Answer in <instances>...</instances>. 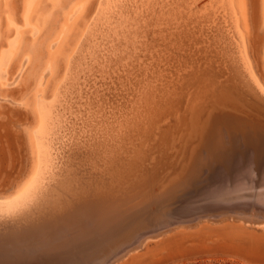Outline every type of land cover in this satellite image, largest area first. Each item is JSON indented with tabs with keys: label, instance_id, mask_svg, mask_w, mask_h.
<instances>
[{
	"label": "rangeland",
	"instance_id": "obj_1",
	"mask_svg": "<svg viewBox=\"0 0 264 264\" xmlns=\"http://www.w3.org/2000/svg\"><path fill=\"white\" fill-rule=\"evenodd\" d=\"M148 1L150 4L142 3V7L135 4L136 13L143 14L135 16L137 21L129 20L132 28L137 26L138 29L131 34L133 36H129L128 44L120 35L109 36L106 40H98L96 49L100 46L101 50H96L98 53L95 52L94 61L86 56L84 61L88 64L85 65L83 61L82 71L77 76L78 84L76 82L77 85L64 100L68 105L63 102V124L55 144L56 163L46 192L23 212L0 218V233L18 229L27 219L53 221L76 206L77 218L72 225L81 223L76 221L85 217L87 220L93 216L103 220L114 214L139 217L152 223L173 220L169 231L146 238L139 247L114 264H264V230L259 227L242 230L238 228L240 222L253 223L230 213L231 206L238 203L251 202L252 199L264 201V164L261 173L256 174L251 168L248 152L244 153L237 142L232 150L231 141L225 143L226 148L229 147L227 158L220 156L209 160L204 153L209 136L226 141V132L230 128L223 120V114L264 121V101L246 87L236 74L235 67H238L249 83L229 51L227 40L224 41L220 16L217 14L214 18L204 13L209 14L208 5L212 0L196 1L198 5L192 4V0H184L188 10L182 4L183 0H179L181 4L178 0H164L165 3L163 0ZM256 2L247 0L248 52L255 73L264 83L260 53L264 28L258 29L257 20L254 21ZM176 3L180 4V11L176 9ZM154 4L161 6L157 5L159 10ZM191 4L196 6L193 8ZM166 9L175 17H171ZM156 10L162 12L157 13ZM161 14L163 17L158 16ZM146 15L150 17L149 21ZM133 23H137L136 26ZM108 48L109 53H113L108 54ZM127 48L132 49L128 51ZM132 54L134 56L131 57ZM110 55L116 57L113 59ZM84 65L87 70H84ZM14 84L8 87L5 100L0 98V107L4 105L0 108V196L12 192L15 182L24 175L27 166V147L22 134L26 111L19 105L11 106V103L15 104L11 99L17 90ZM9 90L14 92L10 91L12 96ZM208 132L211 133L209 136ZM236 154L238 157L235 159ZM232 164L235 172L231 169ZM245 188L247 191L251 189L252 193ZM240 193H243V197ZM204 200L206 203H203ZM192 201L198 203L197 209ZM205 204L207 207L218 204L222 207L204 209ZM185 205L187 207H183ZM58 208L62 210L59 213ZM185 208L191 213L187 214ZM83 210L88 211L89 218L84 216L86 213ZM179 210L183 213L176 212ZM185 216L188 220L184 219ZM60 224L68 226V223ZM110 237H97L95 241L103 243ZM85 252L89 259L91 255Z\"/></svg>",
	"mask_w": 264,
	"mask_h": 264
},
{
	"label": "bare ground",
	"instance_id": "obj_2",
	"mask_svg": "<svg viewBox=\"0 0 264 264\" xmlns=\"http://www.w3.org/2000/svg\"><path fill=\"white\" fill-rule=\"evenodd\" d=\"M138 1H140V2L138 3ZM144 1L145 0H0V98L5 100L4 98L6 97V94L8 93V92L6 93L8 87H11L12 84L16 83V86L18 88L16 87L17 90L15 91V96H14V98H12L13 100L11 99V101L15 104H12L11 101L8 103H11V106L12 105H19L26 111V114L24 115L26 118L25 119L26 121L23 122L24 123L23 128H22V126H21V128L23 129V133H22L23 139L25 142V146L27 147L26 148L27 149V166H26L24 175H22L20 178H18V180L15 182V186L12 188V192L10 194L0 196V218L14 216V215H17V214L23 212L24 210H26L27 208L32 206L34 204V202H37L36 200L42 195V193H44L45 189L47 188V182L50 181L49 179L52 175L53 169L55 168V163H56L55 161H56V156H57L56 155V153H57L56 148L57 147H55L57 145H55V144H56V141L58 139V133H59V131H61V124H63L62 123V115H63V110L65 109V108H63V104L66 103L65 101L67 99H65V98L69 97V96L68 97H66V96L70 93V90L74 87L76 82L78 84V77L77 76L79 74L80 69L82 68L81 66H82L83 61L86 59V56H89V57H91L90 59H92L93 56H95L96 53H98V52H96V50L99 51L98 49L101 48L100 46H98L99 48L96 49L99 39H101V40L105 39L106 40L109 36L118 37V35H120V36L124 37L123 38L124 42L128 44L130 41L129 36L131 34H135V32L138 29L136 26L137 23H135V24L133 23V25H135L136 27L132 28L133 27L131 25L132 23L129 22V20L132 19V21L133 20L137 21V19L135 20V16L138 13H142V12L136 13L137 7L135 4L136 3H137V5L140 4L141 7L143 5L142 3L146 2L147 4H150V2L148 0H146L145 2ZM161 1H158V2H161ZM189 1H191V0H189ZM196 1H199V0H192L191 3L193 4ZM151 2H152V0H151ZM153 2H154V0H153ZM155 2H157V1L155 0ZM171 2H173V1H171ZM152 3H151V5H152ZM161 3H159V5H161ZM164 3H165V1H164ZM179 3H180V1H179ZM183 3L185 4V1L182 2V4ZM167 4L169 5L170 2H168ZM172 4L173 3H171V5ZM192 4H191V6L193 7L197 3H195L194 5H192ZM205 4H209V3H205ZM134 5L136 8L132 7ZM155 5L156 4H154V6ZM157 5H156V8H157V10H159L158 7H161L163 4L161 6L158 5V7H157ZM168 5H167V7H168ZM179 5H177V3H176V6H175V7H177L176 9L178 11L181 10V9L180 10L178 9ZM147 6L149 7V5H147ZM189 6H190V4H189ZM256 6H257V11H256L257 14H256L254 21L257 20L258 29H263L264 28V0H257ZM182 7L183 6H180V8H182ZM185 7L188 10V8H187L188 6H186V4H185ZM202 7H203V9H205L204 5H202ZM208 7H209L208 10L210 11L209 12L210 15L208 14V12L206 13L204 11V13L207 16L214 17V18L216 17L215 15H217V14L220 16L221 24H223L222 28L224 29L223 35L225 34L223 36V37H225L224 41L227 40L226 42L230 48L229 51L235 57L237 63L239 64V66L242 70L244 77H246L250 86L264 100V83H262V81L259 79L258 75L255 73V69L253 68V65H252V62L250 59V55L248 52L249 38H250L249 34L250 33H249V27H248L249 21H247V0H212L211 3L208 5ZM164 8H166V7H164ZM191 8H189V9L192 10ZM197 8H195V9H197ZM143 9H145V7ZM167 9H166V11H167ZM157 10H156V12H157ZM161 10H164V9L161 8ZM142 11H144V10H142ZM192 11H190V12H192ZM194 11H196V10H194ZM147 12H149V11L147 10ZM151 12H153V11H151ZM161 12H157V13H161ZM181 12H180V14H181ZM196 12H198V11H196ZM144 13H145V11H144ZM174 13H177V12H174ZM168 14H170V13L168 12ZM139 15H141V14H139ZM162 15L163 14L158 15V16L163 17ZM170 16H171V14H170ZM171 17H175V16H171ZM136 18H138V17H136ZM165 18H167V17L165 16ZM139 19H140V17H139ZM148 19H150V17H148L147 20ZM152 19H153V17H152ZM156 19L158 20V18H156ZM155 21L156 20H154V22ZM159 23H161V22H158V24ZM159 27H161V26H159ZM143 33H144V31H143ZM141 35H143V34H141ZM131 36H133V35H131ZM139 37L141 38V36H139ZM126 38H127V40H126ZM131 38H133V37H131ZM123 39H122V41H123ZM111 40H113V38ZM111 40H110V42H111ZM136 41H138V40H136ZM105 43H106V41H105ZM115 43L117 44L118 42L116 41ZM108 45H109V43H108ZM136 45H138V43ZM110 46H111V44H110ZM124 47H125V45H124ZM129 49H128V51H130L132 48L130 50ZM107 50H108V54L113 53V52L109 53L110 52L109 48ZM103 51H105V50H103ZM112 51H114V50H112ZM116 52H118V51H116ZM105 53H107V51ZM132 53H133V51H132ZM260 53H261V58H262L261 62H262L263 69H264V37H263L261 45H260ZM116 54H119V53H116ZM123 54H124V52H123ZM110 56L112 57V55H110ZM125 56H127V55H124V57ZM132 56H134V55L132 54L131 57ZM114 57H116V56H114ZM114 57H112V58L114 59ZM119 57H121V56H119ZM105 59H107V58H105ZM105 59H103V61ZM92 60H91V62L93 63L94 60L93 61ZM98 62H102V61H98ZM109 62H113V61H109ZM119 62H122V61H119ZM126 62H127V59H126ZM84 63H85V61H84ZM92 63H90V65ZM103 63H102V65H103ZM87 64H88V62H87ZM87 64L85 63V65H87ZM95 64H96V62H95ZM109 64H111V63H109ZM98 67H100V66H98ZM84 70H87L86 66H85ZM10 91L12 92V90H9V93L11 94ZM12 93H14V92H12ZM11 96H12V94H11ZM7 101H9V99ZM0 103H2V100ZM4 104H6V103H4ZM65 105H68V104L66 103ZM2 107H0V108H2ZM76 114H78V113H76ZM215 121L217 122V120H215ZM206 124L207 123H205L204 125H206ZM207 125H209V124H207ZM201 126H203V123ZM215 126H217V125H215ZM203 130L204 129L202 128V131ZM233 133H235V132H230V130L228 132H226V141L219 140V138H217V137H213V136L210 137L209 135L211 133L210 134H209V132H208V134L206 133L207 136H209V140L207 139L208 142L207 143L205 142L206 144H205V148H204V153L206 154V157L207 158L209 157V160L213 159V158L220 157V154H222L221 151L223 149H225V147H226L225 143L230 141L229 139H238L239 138L238 136H235ZM72 134H73V132H72ZM232 136L233 137L235 136V137L232 138ZM201 138L203 139V136ZM200 153H202V151ZM237 154H238V152H237ZM245 156H247V155H245ZM236 157H238V155L235 156L234 158L236 159ZM235 159H234V162H236ZM245 162H246V160H245ZM233 164H232L231 169L233 168ZM241 164H243V162ZM220 166H222V165H220ZM56 169H58V168H56ZM225 169H226V167H225ZM234 169L235 168H233L232 170H234ZM233 172H235V170ZM225 174H227V173L225 172ZM190 175H192V174H190ZM202 175H204V173ZM253 175H255V174H253ZM262 177H263V175H262ZM185 178H188V177H185ZM186 181H188V180H186ZM174 184H175V182H174ZM169 185H171V184H169ZM208 185H209V183H208ZM216 187H218V186H216ZM245 190H246V188H245ZM255 190H259V189H255ZM96 191H97V189H96ZM217 191H219V189ZM249 191H251V193H252L251 189ZM249 191H247V192L249 193ZM243 192H245V191H243ZM188 193H190V192H188ZM191 193L194 194L193 191H191ZM258 193H260V192H258ZM193 194H192V196H193ZM233 195L235 196V194H233ZM237 195H238V193H237ZM263 195H264V193H263ZM157 196H159V195H157ZM251 196H253V194H251ZM224 197H226V196H224ZM241 197H243V195ZM262 197L260 199H262ZM214 199H216V198H214ZM180 200H182V199H180ZM200 200H202V199H200ZM161 201H162V199H161ZM205 201L206 200H204L203 203H206ZM251 201H253V199ZM153 202L156 203V201H153ZM189 204H190V202H189ZM189 204H187V206ZM193 204H195L196 209H197L198 206L196 204H198V203L193 202ZM155 205H157V204H155ZM208 205H210V204H208ZM140 206H142V205H140ZM187 206L185 205L183 207H187ZM225 206H227V205H225ZM183 207H181V208H183ZM202 207H204V205ZM206 207H207V205L204 207V209ZM77 208H73L70 212H66L63 215L61 214L59 219H55V220L50 221L48 223L39 222V224H35L32 227H29L27 229V231L23 232V234H19V237H17V235L12 237L13 242H16L18 239L21 240L22 242H23V240L25 241L26 239H29V243H30L29 245L35 246V248H34V246H32L31 250L36 249L37 252L44 253V255H50L51 252H58V251H64V252H67L68 254L74 252V255L72 257L69 256L70 260H68V261L66 260V261L61 262V263L38 261V263H35V264H93V260H94V258H96V256H98L99 254H101L104 251L106 252V251L112 250L110 247L111 245H109V242H108L109 240L106 242H103V243H98L97 241H95V238L100 237V236H102V237H104V236L105 237H110V236L112 237L113 236L114 237L116 235L123 234V231L127 230L128 224H130L128 222L131 221V218H129V216H126L123 214L122 215L121 214H114V215L109 216L103 220L97 219L98 217L93 216L94 218H91L90 220H87L85 217V219H81V221H79V220L76 221V223L77 222H81V223L72 225V223H75L74 221L77 218V216H75ZM174 208H176V206H174ZM188 208L190 209L191 207H188ZM188 208H185V210ZM58 209L59 210H57V212L59 213L61 208H58ZM198 209H200V208H198ZM235 210H237V209H235ZM186 211H187V214L191 213V211H190V213H188L189 210H186ZM202 211H204V210H202ZM176 212H182V211L179 210ZM204 212H206V211H204ZM83 213L84 214L86 213L84 216H87L88 211L83 210ZM109 213H111V212H109ZM182 213H180V214H182ZM198 213H200V211ZM77 214H78V212H77ZM90 214H91V212H90ZM204 216H206V215H204ZM65 217H67V218L65 219ZM187 217H189V216H187ZM181 218H183V217H181ZM94 219H95V221H94ZM184 219H187L186 216ZM90 221H92V222H90ZM189 221H187V222H189ZM58 222L68 223L67 224L68 226H65L66 224H60ZM193 222H194V220H193ZM236 223L238 224V222H236ZM188 224H190V223H188ZM238 225H239L238 228H240L242 230H245L247 227H250V228L255 227V229H256V227H259V228L264 230V223H260V224L258 223V224L251 225V224H248L246 222H240ZM259 228H257V229H259ZM23 245L24 244L21 243V246H23ZM85 251H88L89 255H91V257H89V259H88V253L86 254ZM75 254H77V255H75Z\"/></svg>",
	"mask_w": 264,
	"mask_h": 264
},
{
	"label": "water",
	"instance_id": "obj_3",
	"mask_svg": "<svg viewBox=\"0 0 264 264\" xmlns=\"http://www.w3.org/2000/svg\"><path fill=\"white\" fill-rule=\"evenodd\" d=\"M235 68L236 74L239 75L244 85L262 99L243 78L240 69L238 67ZM222 118L229 126L230 132H235L233 134L239 137L238 139H230V149L232 150L234 143L237 142L239 147L243 148L242 151L244 150V153L248 152L249 159L252 163V169L259 175L261 173V166L264 164V121L227 113L223 114ZM228 149L225 147V149L221 151L222 154H220V156L227 158ZM245 202L231 206L230 213L253 224L264 223V201ZM221 207L220 205L208 206L211 210ZM232 207L237 210L232 209ZM59 218L60 217H56L55 219ZM39 222L48 223L49 220H25L24 224L18 229L11 230L8 233H0V264H35L38 263V261L61 263L67 259L70 260L69 256L72 257L74 252L68 254L64 251H58L51 252L50 255H44V253L37 252L36 249L31 250V247L34 245H29V239H26V242L24 240L22 242L19 239L13 242L12 237L16 235L19 237V234H23L29 227L39 224ZM128 223L130 224H128L127 230L123 231V234L112 236L111 239H109L108 242L112 250L104 251L96 256L94 264L116 263L129 252L139 247L146 238H154L169 231L174 222L170 220L152 223L139 217H133ZM21 243L24 245L21 246Z\"/></svg>",
	"mask_w": 264,
	"mask_h": 264
}]
</instances>
